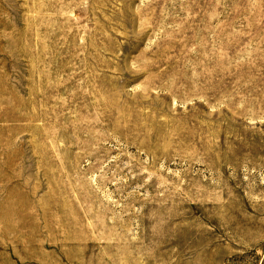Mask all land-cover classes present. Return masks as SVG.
Masks as SVG:
<instances>
[{"label":"rangeland","instance_id":"1","mask_svg":"<svg viewBox=\"0 0 264 264\" xmlns=\"http://www.w3.org/2000/svg\"><path fill=\"white\" fill-rule=\"evenodd\" d=\"M0 264H264V0H0Z\"/></svg>","mask_w":264,"mask_h":264}]
</instances>
